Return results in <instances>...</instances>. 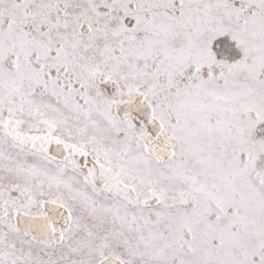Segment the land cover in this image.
Masks as SVG:
<instances>
[{"label":"snow or ice","instance_id":"1","mask_svg":"<svg viewBox=\"0 0 264 264\" xmlns=\"http://www.w3.org/2000/svg\"><path fill=\"white\" fill-rule=\"evenodd\" d=\"M0 264H264V0H0Z\"/></svg>","mask_w":264,"mask_h":264}]
</instances>
